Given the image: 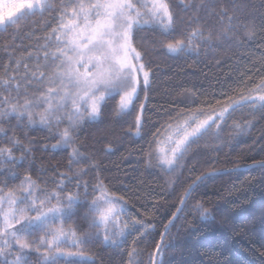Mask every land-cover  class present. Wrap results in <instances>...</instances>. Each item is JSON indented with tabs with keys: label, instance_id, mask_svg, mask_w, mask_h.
<instances>
[{
	"label": "trees",
	"instance_id": "obj_1",
	"mask_svg": "<svg viewBox=\"0 0 264 264\" xmlns=\"http://www.w3.org/2000/svg\"><path fill=\"white\" fill-rule=\"evenodd\" d=\"M77 2L49 0L54 8L25 15L19 27L0 28V76L7 78L15 71L19 77L24 63L33 71L39 64L46 75L52 73L59 61L51 55L45 61L44 52L57 47L52 30L60 23L61 5L69 13L66 21ZM83 2L87 6L94 0ZM169 4L175 17L173 31L150 22L133 30L132 43L142 53L150 81L146 89L141 82L129 109L118 112L120 95H113L96 119L85 114L74 128L64 115L67 109L56 113L59 121L41 123L39 114L47 107L43 103L28 109L31 123L27 112L0 118V148L11 149V158L7 153L0 157V193L25 192L30 177L37 186L33 199H44L38 189L56 191L61 200L69 194L78 196L73 215L59 225L75 229L82 242L62 247L60 254L49 251L48 264H152L164 228L197 177L264 162V107L250 104L211 124L192 144L182 167L169 172L153 161L159 135L183 115L219 110L264 90L258 88L264 80V0H169ZM249 28L254 29L252 38L246 35ZM194 30L202 35L192 37ZM177 41L187 46L169 52L166 45ZM16 60H21L18 68ZM58 83L33 79L27 94L23 88L18 94L2 86L0 92L10 102L23 104L25 98L38 97ZM65 128L72 135L67 144L61 142ZM73 148L82 155L70 164ZM98 181L110 195L122 198L125 207L121 217L126 237L116 244L106 243L100 228L90 226L89 205L99 195L94 191ZM56 203L53 198L47 206ZM38 244L24 253L22 264H45L44 254L36 249L47 248ZM69 252L77 255L67 256ZM0 264H5L1 255ZM156 264H264V166L201 181L167 233Z\"/></svg>",
	"mask_w": 264,
	"mask_h": 264
},
{
	"label": "snow or ice",
	"instance_id": "obj_2",
	"mask_svg": "<svg viewBox=\"0 0 264 264\" xmlns=\"http://www.w3.org/2000/svg\"><path fill=\"white\" fill-rule=\"evenodd\" d=\"M49 7L54 8L55 5H50L48 0H24L20 4L13 5L14 11L0 13V27L7 25L19 27V20L25 18L26 14L43 13ZM68 15V11L63 9L62 4L60 23L52 30L55 34L57 47L51 53L44 52L45 61L48 60L49 55L53 60L59 61L52 73L46 75L44 71L40 70L39 64L33 71L27 63H24L25 72L19 77L15 71L7 78L0 76V86L8 91L14 88L18 94L22 88L27 94V89L31 86L33 79L38 81L47 79L51 84H56L57 81L59 83L54 88L46 87L45 92H42L38 97L25 98L23 104L18 101L10 102L9 97L0 92V118L14 113L23 115L27 112L31 123L32 113L28 109L34 104L39 106L43 103L47 107L44 113L39 114L41 123L47 124L52 118L59 121L61 117L56 113L61 109H67L64 115L70 121V127L74 128L85 114L90 119H96L100 115L101 106L106 98L113 95H120L117 110L124 112L138 97V87L141 82L146 89L150 81V71L146 70V65L142 62V53L132 43L133 30L142 24L153 21L161 26L163 31L169 32L174 30L175 21L169 0H94L87 6L83 0H78L77 5L71 9L72 18L65 22V17ZM145 17L148 19L145 20ZM229 21H231V17H229ZM226 33L227 30L222 34L226 35ZM191 35L196 37L202 34L194 30ZM246 35L252 38L254 29L249 28ZM207 39L211 40V36ZM189 44H191V38ZM186 46L183 41L166 45L169 52L182 51ZM20 64L21 60H16L17 68ZM82 68L84 71H81ZM5 71H7V67ZM21 80L24 81L23 84L20 82ZM262 86H264V80L258 88ZM241 101L251 103L259 101L260 106L264 107V94H260L256 98L241 97ZM241 101H232L224 107L216 120H223L225 113L239 107ZM69 104L71 105L70 109L68 108ZM140 107L143 109L144 105ZM216 120L209 116L205 120L195 122V126L190 120L177 124L175 131L165 140L168 145L167 149H157L156 151L157 165L169 172L182 167V161L192 144L196 143L211 127L209 121L215 124ZM136 126L137 134H139L140 116L136 118ZM220 126V124H216L217 129ZM236 126L239 127V125ZM169 128H172V125H169ZM71 140V132L69 128H65L61 133V142L67 144ZM5 153L8 158H11V149L0 148V157H3ZM81 155L78 149L73 148L69 163L71 164ZM201 178L197 177V180ZM28 180L29 187L25 189L23 198L13 199L11 193L7 197L0 196V255L9 252L13 245H18L20 254L15 257L13 264H22L25 250L31 247V244L24 241L22 237L30 234L34 229L44 231V236L40 237L39 243L41 247H46L49 250L56 248L59 243L68 238L69 234L73 237L74 244L82 242L76 237L75 229L69 228L66 231L63 223L60 227H50L54 221L61 220L62 222L65 218L73 215V206L78 202V196L69 194L61 200L60 194L56 191L47 193L44 189H38L45 193L44 199L36 197L28 200V197L32 196V189L37 188L30 177ZM169 183L172 184L174 181L170 180ZM195 183L196 181H193L185 190L181 197V208L178 211H182V206L191 195ZM94 191L99 192V195L94 197L89 205L90 226L103 227L104 240L116 244L117 241L108 235V226L112 225L113 229L117 227L118 218L124 213L122 198L110 195L102 181H98ZM53 198L57 203L48 207L47 204ZM26 201L27 207H16ZM5 202L9 204V208L6 210L3 207ZM28 212H35L36 215H28ZM202 215L206 216L207 210H203ZM133 228H135V224H133ZM119 236L123 239L126 237V233L120 230ZM159 248L160 246L157 245V251ZM36 250L39 252V247ZM66 255L74 256L77 253L69 252ZM49 259L50 256L44 254L45 264H48Z\"/></svg>",
	"mask_w": 264,
	"mask_h": 264
},
{
	"label": "rangeland",
	"instance_id": "obj_3",
	"mask_svg": "<svg viewBox=\"0 0 264 264\" xmlns=\"http://www.w3.org/2000/svg\"><path fill=\"white\" fill-rule=\"evenodd\" d=\"M24 2V0H0V13H7L9 11H14V8H13V5H17V4H20ZM49 2V0H48ZM27 15V14H26ZM71 15L67 18L68 19H71ZM67 20L65 22H67ZM150 23H155L153 21H149ZM157 24V23H156ZM4 27V26H3ZM2 28V27H0ZM185 43V42H184ZM187 45V44H185ZM71 55V53H69ZM81 71H84V69L82 68ZM122 94V93H121ZM260 94H264V90H259L253 94H251L250 96H247V97H253V98H256L258 95ZM238 101H241L238 100ZM245 104H250L254 107H258L260 106V103L259 101H257L256 103H251V102H244V101H241L240 105H245ZM226 107V106H225ZM223 108L219 109V110H214V111H211V112H208L206 114H197V113H191V114H187V115H183L179 120H176L174 121L173 123L169 124V125H172V128H169V125L162 131V133L159 135L157 141H156V144L154 146V155H153V161L157 164V157H156V151L157 149H164L166 150L168 145L165 143V140L167 138L168 135L172 134L174 131H175V128L177 126V124H181L183 123L185 120H190L193 122V126H195V122H198V121H201V120H205L207 119L209 116H212L213 120H216V117L219 115V113L222 111ZM232 109H230L229 111H231ZM227 115V113H225V116ZM219 121H222V120H216V123L219 122ZM209 124H214L212 123V121H209ZM163 169V168H162ZM25 192H22L18 195H12V198L13 199H17V198H23V195H24ZM9 193H0V196H5L7 197ZM33 198H31L30 196L28 197V200H32ZM38 202V201H37ZM4 209H8L9 208V204L7 202L4 203L3 205ZM16 207H20V208H25L27 207V201L23 204H19V205H16ZM123 208L125 210V207L123 205ZM28 215H36L35 212H28L27 213ZM59 221L60 220H56L54 221L50 227H60L59 225ZM58 223V226H55V223ZM109 232H108V235L113 239V240H116L117 242H119L121 240V237L119 236V231L120 230H123L125 233L127 231L126 227L124 226L123 224V221H122V217L121 215L119 216L118 218V224H117V227L115 229H113L112 225H109ZM67 231V230H66ZM100 231H101V234L102 235V238L104 239V229L103 227H100ZM30 235H33L31 239H28V237ZM41 236H44V231L41 230V229H34L30 234H27L25 236L22 237V239L28 243L31 244H35L37 245V243H39V240H40V237ZM48 239H50V237H48ZM33 241H35V243H32ZM105 241V240H104ZM106 242V241H105ZM106 243H110V242H106ZM69 245H73L74 244V240H73V237L69 234L68 235V238L66 240H64L63 242L59 243L56 248H53L51 250L49 249H40L39 250V253H42V254H48L49 251H53V252H56L57 254H60L61 252H63L64 249H62V247H65L66 245L68 246ZM112 244V243H111ZM40 245V243L38 244ZM31 248V247H30ZM29 248V249H30ZM41 248H45V247H41ZM29 249L25 250V252H28ZM24 252V253H25ZM20 254V250L18 248V245H13V247L10 249L9 252H6L4 255H1L3 260L5 261V264H13V261L15 260V257L17 255ZM25 257L26 255L23 256V260L22 262L25 260Z\"/></svg>",
	"mask_w": 264,
	"mask_h": 264
},
{
	"label": "water",
	"instance_id": "obj_4",
	"mask_svg": "<svg viewBox=\"0 0 264 264\" xmlns=\"http://www.w3.org/2000/svg\"><path fill=\"white\" fill-rule=\"evenodd\" d=\"M261 166H264V162H255V163H251V164H247V165H243V166H238V167H234V168H229V169H225V170H214V171H209L203 175H201L200 177H202L201 179L199 180H195L196 183L194 185V187L192 188V190L201 182L203 181L204 179H206L207 177H210V176H214V175H219V174H224V173H231V172H240V171H246V170H249V169H252V168H255V167H261ZM191 190V192H192ZM188 199V198H187ZM187 201V200H186ZM186 201L184 202V204L186 203ZM183 204V206H184ZM182 206V208H183ZM181 208V202L177 208V210L175 211V215L173 214V216L171 217V219L169 220L167 226L164 228L162 234H161V237H160V240H159V243L158 245L160 246L159 248V251H157V247L155 249V252L153 254V258H152V264H156V261H157V257H158V254L163 246V243H164V240L166 238V235L167 233L169 232L170 228L172 227L173 223L175 222V220L177 219V217L179 216V214L181 213V211H178V209Z\"/></svg>",
	"mask_w": 264,
	"mask_h": 264
}]
</instances>
